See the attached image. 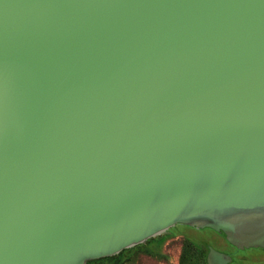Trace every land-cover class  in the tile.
Wrapping results in <instances>:
<instances>
[{
    "label": "water",
    "instance_id": "water-1",
    "mask_svg": "<svg viewBox=\"0 0 264 264\" xmlns=\"http://www.w3.org/2000/svg\"><path fill=\"white\" fill-rule=\"evenodd\" d=\"M177 225L264 247V0H0V264Z\"/></svg>",
    "mask_w": 264,
    "mask_h": 264
},
{
    "label": "flooded vegetation",
    "instance_id": "flooded-vegetation-1",
    "mask_svg": "<svg viewBox=\"0 0 264 264\" xmlns=\"http://www.w3.org/2000/svg\"><path fill=\"white\" fill-rule=\"evenodd\" d=\"M193 229L195 227H192ZM196 230H203V229H198L195 228ZM210 228H205L204 230H207ZM213 230V229H210ZM216 236V244L218 245L219 248H224V246H231L233 252L231 251H222L220 250V253L226 254L231 257V262L229 264H264V247H253V248H245V249H239L233 244H231L225 233L217 232L213 230ZM171 235H175L171 230H169L167 233H164L162 235L157 236L154 241H148L149 243L147 244V249H145V252H142L140 255H146L149 257H166L167 254L165 255L160 254L159 252L161 249L165 252V248L167 246L166 241L168 240V237L171 238ZM181 237L185 238L188 242L185 243V245L182 248V252L178 256V264H181V261H184V256H185V251H186V246H188L190 250V254H192L191 260L199 263L200 258L205 257V262L206 264H209V258H210V249L212 247L211 243L206 239V238H201L200 236L197 238H194L192 241L187 239L186 236L180 235ZM177 237V236H176ZM164 243V245H162ZM210 243V245H209ZM197 245H200L198 247ZM215 250V249H214ZM217 251V250H216ZM219 252V251H218ZM182 261V262H183Z\"/></svg>",
    "mask_w": 264,
    "mask_h": 264
},
{
    "label": "rangeland",
    "instance_id": "rangeland-1",
    "mask_svg": "<svg viewBox=\"0 0 264 264\" xmlns=\"http://www.w3.org/2000/svg\"><path fill=\"white\" fill-rule=\"evenodd\" d=\"M195 228L193 229L192 226L188 225H177L170 229L171 232H173L175 235H171V238H169L170 236L168 237V240L166 241L167 246L165 248V252L164 248L163 250L161 249V251L159 252L162 255H165L166 253L167 258H163L160 255H158L159 257H149L142 254L132 259L131 262L128 264H178V256L182 252V248L185 243L188 242L185 238L181 237L180 235L186 236V238L191 241L194 238L200 236L201 238H206L211 243L210 247L219 252L220 250L233 252L231 246H224V248L222 249L218 247V245L216 244V236L213 230L203 229L201 231H198ZM162 245H164V243ZM197 246L200 247V245Z\"/></svg>",
    "mask_w": 264,
    "mask_h": 264
},
{
    "label": "trees",
    "instance_id": "trees-1",
    "mask_svg": "<svg viewBox=\"0 0 264 264\" xmlns=\"http://www.w3.org/2000/svg\"><path fill=\"white\" fill-rule=\"evenodd\" d=\"M155 238H152L148 241L150 242L154 241L156 240ZM148 241L145 244H141L133 248L126 249L116 256L89 261L87 264H128L131 262L132 259L140 255L142 252L146 251L145 249H147V244L149 243ZM185 248L186 251H185V256L183 258L184 261L182 260L183 262L181 261V264H206L204 256L203 258H200L199 263L192 261L191 258L193 255L190 254L191 252L189 250L192 248H189L188 246H186Z\"/></svg>",
    "mask_w": 264,
    "mask_h": 264
}]
</instances>
